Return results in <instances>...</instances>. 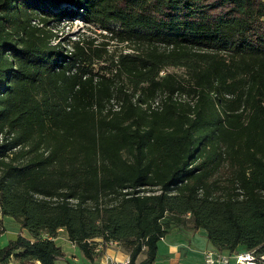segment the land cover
<instances>
[{
	"label": "trees",
	"instance_id": "1",
	"mask_svg": "<svg viewBox=\"0 0 264 264\" xmlns=\"http://www.w3.org/2000/svg\"><path fill=\"white\" fill-rule=\"evenodd\" d=\"M0 216V264H73L60 231L89 264L172 231L264 264V0H0Z\"/></svg>",
	"mask_w": 264,
	"mask_h": 264
},
{
	"label": "rangeland",
	"instance_id": "2",
	"mask_svg": "<svg viewBox=\"0 0 264 264\" xmlns=\"http://www.w3.org/2000/svg\"><path fill=\"white\" fill-rule=\"evenodd\" d=\"M56 31H57V35L60 38H65L67 40H70V39L73 40L76 38H80L81 36H89V37L93 38L94 40H96V43L108 41L104 37L100 36V33L104 34L100 30H94V29L88 30V29H86L85 25L83 24L82 20H80V19L73 20L72 22L71 21L70 22H63L59 25V27L56 29ZM111 44H113V45H110L111 48L117 47L116 48L117 50L122 49V47L116 46L115 43H113V42H111ZM177 72L180 73L181 71L178 70ZM9 220L10 219H8L7 222H11ZM4 225L6 227L5 228L6 231L3 232L0 236L1 237V246L7 244L9 240H14L18 234V231H19L18 228L16 227V225H15V227H16L15 230H13V228L10 229V227H8V224L4 223ZM24 234H27V233L24 232ZM192 236L193 235H191V234L187 235V237H192ZM184 239H186V238H184ZM193 239H194V241L191 242V244H190L191 246L189 245V247H191L192 251H197V252L201 253V250H202V252H204L205 250L206 251L207 250H213L211 248V246L209 247L208 243H206L205 238L202 236V232L195 234ZM166 241H167V239H166ZM56 244L59 247H61L62 251L67 256L68 260L71 261L73 264H89L87 261H85L82 258L79 250L67 241V237H66V234L64 232H61V231L58 232V238L56 239ZM162 246H163V243L160 242V244H159L160 252L162 250ZM109 248H116V246H110ZM199 253L196 254L197 257L193 256L195 259L193 261H191V258H188V260L186 258H184L185 262L187 264H199V256H200ZM104 258H103V260H104ZM106 258H108L109 260H111L115 263H119L123 260L122 259L121 261H117L115 259H110L109 257H106ZM251 263L252 262L250 261V264ZM57 264H64V263L57 262Z\"/></svg>",
	"mask_w": 264,
	"mask_h": 264
},
{
	"label": "crops",
	"instance_id": "3",
	"mask_svg": "<svg viewBox=\"0 0 264 264\" xmlns=\"http://www.w3.org/2000/svg\"><path fill=\"white\" fill-rule=\"evenodd\" d=\"M8 218L2 219L0 216V222L1 226L4 228V232L6 231V227L4 225L8 224V227L10 229L13 228V230L16 229L15 224L12 222V220H9L11 222H7ZM25 231L21 232V235L25 238H29L27 234H24ZM62 232V231H61ZM1 236V235H0ZM186 238V239H184ZM194 235L192 237H187V235H183L177 231H172L169 235H167L165 238H163L160 242L163 243L162 250L160 252L159 244L157 245V255L154 264H187L184 260L186 258H191V261L195 260L193 256H196L199 252L192 251L191 247L189 245L192 241H194ZM167 239V241H166ZM10 241V240H9ZM187 244V245H186ZM6 245V244H5ZM5 245L1 246V237H0V248L4 247ZM191 246V245H190ZM144 253V252H143ZM199 264H203V252L201 250V253H199ZM127 255L118 250L117 248H109L105 251L104 257H109L110 259H115L117 261H121L124 259ZM103 257V258H104ZM197 257V256H196ZM102 258V260H103ZM99 264H102L103 261Z\"/></svg>",
	"mask_w": 264,
	"mask_h": 264
},
{
	"label": "built area",
	"instance_id": "4",
	"mask_svg": "<svg viewBox=\"0 0 264 264\" xmlns=\"http://www.w3.org/2000/svg\"><path fill=\"white\" fill-rule=\"evenodd\" d=\"M110 246H116V243L112 242ZM254 264V260L250 254H232L227 255L216 252L214 250H205L203 252V264ZM129 258L125 257L121 262L115 263L108 258H104L103 264H128Z\"/></svg>",
	"mask_w": 264,
	"mask_h": 264
},
{
	"label": "bare ground",
	"instance_id": "5",
	"mask_svg": "<svg viewBox=\"0 0 264 264\" xmlns=\"http://www.w3.org/2000/svg\"><path fill=\"white\" fill-rule=\"evenodd\" d=\"M244 264H246V263H244Z\"/></svg>",
	"mask_w": 264,
	"mask_h": 264
}]
</instances>
